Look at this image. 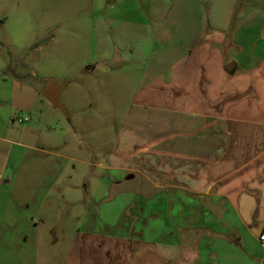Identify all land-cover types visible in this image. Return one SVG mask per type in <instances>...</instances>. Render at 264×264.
<instances>
[{"label":"crops","instance_id":"0c3cea01","mask_svg":"<svg viewBox=\"0 0 264 264\" xmlns=\"http://www.w3.org/2000/svg\"><path fill=\"white\" fill-rule=\"evenodd\" d=\"M142 1L99 0L95 73L145 80L131 127L147 135L126 150L156 190L137 196L161 197L148 219L163 226L135 231L134 216L132 234L79 233L65 264H264V0ZM117 20L108 44L107 22ZM7 164L0 191L22 181ZM1 202L0 234L11 193Z\"/></svg>","mask_w":264,"mask_h":264},{"label":"rangeland","instance_id":"374dc122","mask_svg":"<svg viewBox=\"0 0 264 264\" xmlns=\"http://www.w3.org/2000/svg\"><path fill=\"white\" fill-rule=\"evenodd\" d=\"M109 1L108 7L117 2ZM99 6V0H0V138L9 142H0V175L7 163L11 175L22 174L16 188L0 191V206L7 192L14 200L1 223L0 247L9 250L0 252V264H65L79 233L141 232L161 210V197L152 203L137 196L151 198L156 190L126 150L147 135L148 126L131 127L132 99L145 80L95 73L104 25ZM115 22H107L108 44L119 31ZM49 82L65 86L66 114L42 96ZM134 216L140 221L130 230ZM153 225L161 230L162 220Z\"/></svg>","mask_w":264,"mask_h":264},{"label":"water","instance_id":"95a60500","mask_svg":"<svg viewBox=\"0 0 264 264\" xmlns=\"http://www.w3.org/2000/svg\"><path fill=\"white\" fill-rule=\"evenodd\" d=\"M233 64H228L226 66V70L230 71L233 68ZM65 89V86L62 84H58L55 82H49L43 92L42 96L47 99L48 102H50L54 108L61 110L64 114H66L65 108L62 105L61 102V94L63 90Z\"/></svg>","mask_w":264,"mask_h":264},{"label":"built area","instance_id":"2783aa9c","mask_svg":"<svg viewBox=\"0 0 264 264\" xmlns=\"http://www.w3.org/2000/svg\"><path fill=\"white\" fill-rule=\"evenodd\" d=\"M25 121H27V120H25V119H24V120H23V119H19V123H24ZM259 240H260V243H261L262 245H264V230H263V232L261 233Z\"/></svg>","mask_w":264,"mask_h":264},{"label":"trees","instance_id":"16d2710c","mask_svg":"<svg viewBox=\"0 0 264 264\" xmlns=\"http://www.w3.org/2000/svg\"><path fill=\"white\" fill-rule=\"evenodd\" d=\"M110 3H114V2H116V0H111V1H109ZM4 22L3 21H0V26L3 24Z\"/></svg>","mask_w":264,"mask_h":264}]
</instances>
